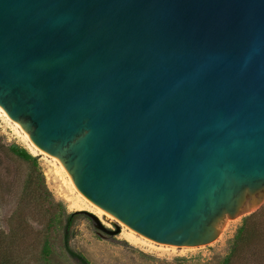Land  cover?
<instances>
[{
	"label": "water",
	"instance_id": "95a60500",
	"mask_svg": "<svg viewBox=\"0 0 264 264\" xmlns=\"http://www.w3.org/2000/svg\"><path fill=\"white\" fill-rule=\"evenodd\" d=\"M0 108L132 230L208 245L264 204V0H0Z\"/></svg>",
	"mask_w": 264,
	"mask_h": 264
},
{
	"label": "rangeland",
	"instance_id": "374dc122",
	"mask_svg": "<svg viewBox=\"0 0 264 264\" xmlns=\"http://www.w3.org/2000/svg\"><path fill=\"white\" fill-rule=\"evenodd\" d=\"M26 134L19 123L0 110V141L6 144L18 143L37 155L41 171L51 191V197L35 200L34 208L28 212L30 221H35L30 223L31 227L28 229L32 231L22 245L26 251L23 257L19 258L24 264H45L40 262V251L46 239L50 241L53 250L47 264H79L64 249V219L57 222L49 232L45 231L44 225L49 216L46 210L52 198L62 201L70 212L83 213L84 217L77 220L73 226L75 235L71 245L84 254L91 264H219L228 253L230 242L245 216L227 221L218 239L208 245L178 247L157 243L132 230L105 210L106 215L100 214L95 209L97 205L77 189L59 159L40 149L34 150L30 137ZM8 165L10 173L4 170L5 177L1 182L5 200L2 201L0 196V228L6 232L9 231L7 220L17 209L18 198L28 173L26 163L13 160ZM54 208L50 214L52 216L55 211H60V208ZM38 218L45 219L40 221ZM95 218L103 223L109 232L100 235L94 226Z\"/></svg>",
	"mask_w": 264,
	"mask_h": 264
},
{
	"label": "trees",
	"instance_id": "16d2710c",
	"mask_svg": "<svg viewBox=\"0 0 264 264\" xmlns=\"http://www.w3.org/2000/svg\"><path fill=\"white\" fill-rule=\"evenodd\" d=\"M13 160L28 164V173L18 198L17 209L7 220L9 231L6 232L0 228V264H24L20 260L26 251L22 245L32 231L28 229L31 227L30 223L35 221V219L30 221L28 212L34 208L35 200L51 197V191L41 171L38 156L18 143L6 144L0 141V196L2 201L5 200V193L1 182L5 177V172L10 173L8 164ZM54 207L60 208V211H55L52 216L50 214L53 213ZM46 211L49 216L48 222L44 225L45 231L49 232L57 222L64 219L62 234L66 253L79 264H91L84 254L71 245V240L75 235L73 226L77 220L84 217L83 213L70 212L62 201H55L53 198L49 201ZM43 219L45 218H38L40 221ZM52 252L50 241L46 239L40 251V262L47 264ZM219 264H264V205L243 218L242 224L230 242L228 253Z\"/></svg>",
	"mask_w": 264,
	"mask_h": 264
},
{
	"label": "bare ground",
	"instance_id": "6f19581e",
	"mask_svg": "<svg viewBox=\"0 0 264 264\" xmlns=\"http://www.w3.org/2000/svg\"><path fill=\"white\" fill-rule=\"evenodd\" d=\"M0 110L1 111H3L1 108H0ZM5 114H6V112L5 111H3ZM16 122V121H15ZM18 123V122H17ZM26 136L28 137V134H26ZM31 140V139H30ZM31 147L34 149V150H36V149H39L32 141H31ZM31 148V149H32ZM42 151V150H41ZM95 209L100 213V214H107L102 208H100V207H97V206H95ZM135 239V238H134ZM138 239V238H137Z\"/></svg>",
	"mask_w": 264,
	"mask_h": 264
}]
</instances>
